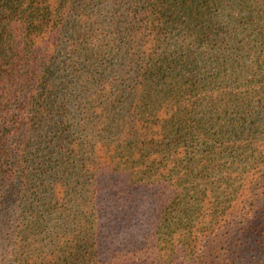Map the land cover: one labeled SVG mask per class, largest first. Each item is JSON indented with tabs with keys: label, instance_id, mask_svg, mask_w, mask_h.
I'll return each mask as SVG.
<instances>
[{
	"label": "trees",
	"instance_id": "1",
	"mask_svg": "<svg viewBox=\"0 0 264 264\" xmlns=\"http://www.w3.org/2000/svg\"><path fill=\"white\" fill-rule=\"evenodd\" d=\"M0 264H264V0H0Z\"/></svg>",
	"mask_w": 264,
	"mask_h": 264
}]
</instances>
